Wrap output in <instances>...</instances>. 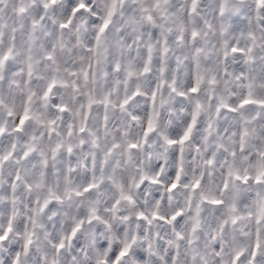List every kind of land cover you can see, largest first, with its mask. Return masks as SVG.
<instances>
[{
	"label": "clouds",
	"instance_id": "1",
	"mask_svg": "<svg viewBox=\"0 0 264 264\" xmlns=\"http://www.w3.org/2000/svg\"><path fill=\"white\" fill-rule=\"evenodd\" d=\"M0 264H264V0H0Z\"/></svg>",
	"mask_w": 264,
	"mask_h": 264
}]
</instances>
